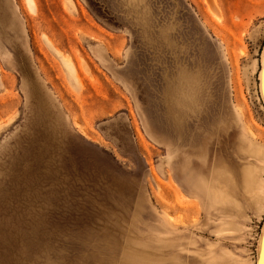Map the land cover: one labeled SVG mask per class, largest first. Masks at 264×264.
<instances>
[{"label": "rangeland", "instance_id": "obj_1", "mask_svg": "<svg viewBox=\"0 0 264 264\" xmlns=\"http://www.w3.org/2000/svg\"><path fill=\"white\" fill-rule=\"evenodd\" d=\"M263 52L264 0H0V264H256Z\"/></svg>", "mask_w": 264, "mask_h": 264}, {"label": "crops", "instance_id": "obj_2", "mask_svg": "<svg viewBox=\"0 0 264 264\" xmlns=\"http://www.w3.org/2000/svg\"><path fill=\"white\" fill-rule=\"evenodd\" d=\"M247 154L248 156H243V160L246 161L244 165L236 164L233 166V170L237 177L243 175V178H246V180L248 179L249 181H251L252 185L256 187L255 193L259 195L260 192L264 190V147L260 146L253 139H251L247 149ZM221 169L224 170L225 167L221 159L217 156L214 157L212 168H207L204 171H200L201 178L199 179L202 180V178L204 177L203 175H208L205 182H200V180L196 177L197 174L195 169V177L188 182V194L191 197L197 199V201L201 203L202 201L204 202V198H206L205 195L211 192V190L210 192L208 191L207 186L212 185L210 182L213 180H217V176L221 179ZM217 171L220 172L218 173ZM217 186H219V183L214 182L212 189L217 190ZM209 198L210 197H208L207 200H209ZM214 201H216V199H214ZM204 209L206 211L207 207L204 206ZM222 209L226 211L225 207ZM209 214L210 213H208V215ZM220 214L222 216L227 217V214L225 212L223 213V210L220 212ZM220 223L224 222L221 221Z\"/></svg>", "mask_w": 264, "mask_h": 264}, {"label": "bare ground", "instance_id": "obj_3", "mask_svg": "<svg viewBox=\"0 0 264 264\" xmlns=\"http://www.w3.org/2000/svg\"><path fill=\"white\" fill-rule=\"evenodd\" d=\"M58 51V50H57ZM59 52V51H58ZM68 63V62H67ZM263 66H264V52L262 54V59H261V68H260V73H259V80H260V93H261V98H262V101L264 103V97H263V89H262V80H263ZM194 142V146L196 145V140H193ZM166 196V195H165ZM196 206H198L197 204L196 205H193V209L196 208ZM197 210V209H195ZM263 234H264V229H263ZM262 239H263V235L261 237V241H260V245H259V254L261 252V248H262ZM260 255H258V258H259ZM258 261V259H257ZM257 264V262H256Z\"/></svg>", "mask_w": 264, "mask_h": 264}, {"label": "water", "instance_id": "obj_4", "mask_svg": "<svg viewBox=\"0 0 264 264\" xmlns=\"http://www.w3.org/2000/svg\"><path fill=\"white\" fill-rule=\"evenodd\" d=\"M262 89H263V97H264V66H263ZM262 235H263L262 248H261L260 254L258 253V255H260V256L258 258L257 264H264V234H263V232H262ZM262 235H261V237H262Z\"/></svg>", "mask_w": 264, "mask_h": 264}, {"label": "snow or ice", "instance_id": "obj_5", "mask_svg": "<svg viewBox=\"0 0 264 264\" xmlns=\"http://www.w3.org/2000/svg\"><path fill=\"white\" fill-rule=\"evenodd\" d=\"M105 3L110 4L111 6H115L117 3V0H105Z\"/></svg>", "mask_w": 264, "mask_h": 264}]
</instances>
